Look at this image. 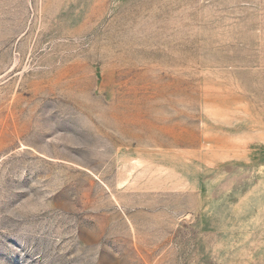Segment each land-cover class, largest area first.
Returning <instances> with one entry per match:
<instances>
[{"label": "rangeland", "instance_id": "374dc122", "mask_svg": "<svg viewBox=\"0 0 264 264\" xmlns=\"http://www.w3.org/2000/svg\"><path fill=\"white\" fill-rule=\"evenodd\" d=\"M0 264H264V0H0Z\"/></svg>", "mask_w": 264, "mask_h": 264}]
</instances>
